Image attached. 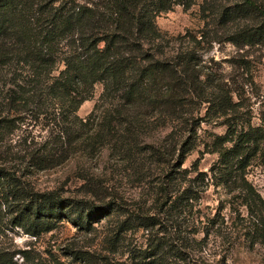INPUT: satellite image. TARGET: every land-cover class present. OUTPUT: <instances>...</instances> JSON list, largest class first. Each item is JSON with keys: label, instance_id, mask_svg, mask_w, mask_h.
<instances>
[{"label": "trees", "instance_id": "16d2710c", "mask_svg": "<svg viewBox=\"0 0 264 264\" xmlns=\"http://www.w3.org/2000/svg\"><path fill=\"white\" fill-rule=\"evenodd\" d=\"M195 4L203 18L250 19L231 39L264 44V0H0V135L35 127L56 131L50 143L0 149V225L7 215L39 236L62 221L89 232L93 222L118 216L104 239L115 253L134 225L149 234L170 220L175 236L168 246L175 260L187 264H197L190 263L187 251L197 240L183 233L185 216L195 229L200 223L206 237L214 231L229 245L240 234L237 220L246 221L243 236L251 245L264 236V198L247 178L254 161L264 172V112L252 124L249 111H242L243 87H232L206 65L196 36L172 37L156 24L160 13ZM96 85H101L98 100L80 117L77 111ZM202 121L226 124L223 135L213 133L203 143L201 155L217 156L205 171L197 167L199 158L189 169L182 166ZM145 129L168 130L156 145L141 148ZM104 147L132 162L142 178L151 169L148 162L159 167L150 193L157 211L129 214L92 178H85L80 198L37 189L29 180L74 154L92 156ZM141 153L144 160L136 157ZM209 188L230 195L235 213L230 225L220 213L223 200L213 215L197 211ZM163 247L151 245L143 256L151 261L142 264H159ZM70 255L83 264H128L89 249ZM0 264H11L1 247Z\"/></svg>", "mask_w": 264, "mask_h": 264}, {"label": "rangeland", "instance_id": "374dc122", "mask_svg": "<svg viewBox=\"0 0 264 264\" xmlns=\"http://www.w3.org/2000/svg\"><path fill=\"white\" fill-rule=\"evenodd\" d=\"M157 27L172 37L185 34L195 35L199 43L197 50L203 61L206 62L215 73L220 74L223 80L232 87H243L242 111L247 112L246 118H250L252 124H258V116L264 112V44L260 43H235L231 37L234 31L244 25H251L250 19L229 20L224 22L218 16L203 18L200 14L198 4L184 10L176 5L168 12L160 13L156 17ZM101 92V85H96L92 98L86 100L79 107L77 114L85 117L93 109ZM202 116V114H199ZM220 121H202L198 127L196 146L183 161V167L190 168L199 158L197 167L199 170H207L216 154L200 152L204 149L203 143L213 133L223 135L226 124ZM168 129H145V139L141 148L147 143L159 142ZM4 130L3 137L0 135V149L17 150L25 144L52 142L56 131L52 129H14ZM26 139V142H25ZM138 159L144 160V153L136 155ZM123 161L120 155L104 147L95 155H72L65 162L42 171H36L29 176V180L35 188L40 190L56 189L64 196L83 197L85 178L95 185L104 187L106 193L113 194L121 209H125L132 215L137 213H153L157 211L153 202L152 187L156 181L159 167L149 163L150 170L144 171L146 178H142L135 167L132 168L128 162ZM145 165L144 168H146ZM140 171V167H137ZM248 180L264 198V172L254 161L248 168ZM100 196L105 193L101 190ZM224 201L221 215L225 216L226 223L230 225L234 220L235 213L230 208V195L224 190L213 188L207 189L203 194L197 211L202 215H213L218 212L219 201ZM126 212L120 218L126 216ZM243 214L246 215L243 211ZM3 215L4 222L0 225V247L11 257V264H83L70 255V251L89 249L100 252L108 258L125 260L128 264H142L150 262L143 259L151 249V245L159 243L163 245L160 252L159 264H187L177 261L170 250V236L174 235V222L163 221L157 225L152 233L134 225L135 229L128 231L123 239L115 246L116 252L111 253L110 246L104 241L109 237L111 230L116 224L118 216L105 218L99 222H93V229L89 232L79 230L71 223L62 221L57 224L53 231L33 236L24 226L15 225L10 217ZM183 220V233L189 237L196 238L191 242L187 250L191 262L197 264H264V236H259L253 245L243 236L246 221H236L239 229L238 238L231 242L226 241L225 236H218L214 231L207 237L205 230L195 229L190 219L185 216ZM184 218V217H183ZM182 221V220H181ZM169 233H165V230ZM165 229V230H164ZM171 232V233H170ZM264 235V234H263ZM147 251V252H146ZM194 259V260H193Z\"/></svg>", "mask_w": 264, "mask_h": 264}]
</instances>
